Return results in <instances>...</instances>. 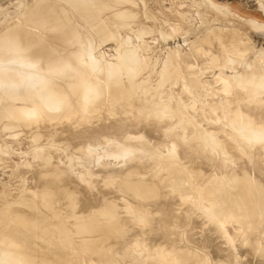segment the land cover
Segmentation results:
<instances>
[{"label":"rangeland","instance_id":"rangeland-1","mask_svg":"<svg viewBox=\"0 0 264 264\" xmlns=\"http://www.w3.org/2000/svg\"><path fill=\"white\" fill-rule=\"evenodd\" d=\"M206 1L209 3V0ZM206 1L0 0V113L2 115H0V210L2 209V212L4 210L7 212V214L6 212H4L5 214L1 212L2 214L0 213V216L2 215L4 217H2V221L5 223L6 229L9 231L21 229L19 225L22 227V224L14 221V218L18 214V216H20V213L25 214V212L21 210H25L24 204L26 206V203L29 204V206H26V213H29L31 210L30 213H36V217L41 219V221L42 219H44L43 221L45 222L46 219L47 222L48 219L50 221L53 220V223L46 222L47 225L49 224L48 226L46 225V227H44L45 225L43 226L45 223L43 221V224L39 223V225L37 223L38 225H35L33 231L29 233L28 244H34L38 240L46 244L45 241H48L50 243L47 242L48 244H46L48 249L50 245L55 242V250H53V244V247H50L52 249L49 250V248L45 256L47 257L49 253L53 257L52 253H56L57 250L56 254L59 252V248H57L58 243H56L59 238L61 244H64L62 245L63 249L61 248L64 251H60L64 258L61 260L60 257L62 262L57 260L55 261L56 264L57 262L58 264H77V262L78 264H95V260L91 259L90 255L89 258L86 256L88 252L85 250L84 246L87 242L91 243L90 241H93L92 244H94L95 240L99 238H97V236L100 235L99 233L103 232L106 227L115 224L114 222L120 217L128 218L130 223L127 227V231L124 234H120L118 237L116 236L113 241L111 239L110 242L112 244L104 247L103 253L118 252L121 243L125 242L126 238L130 235L133 242L128 245L126 253L122 252L118 254L119 256H112L104 263L100 264H109V262H113V264H124V262L126 264H180L179 260L173 261L174 258L186 261L184 263L182 262L183 264H187V262L192 263L195 262V260L201 261L199 264H259L257 263L259 260H264V252L259 250L257 244V241L264 233V165L261 168H255L259 160L264 164V25H261L264 24V0H215L219 3L216 4L217 9L215 8V4L213 6V3L210 2V4L207 5ZM224 3L229 6L227 11L223 9L222 5ZM43 5L55 6L56 17L46 20L45 22V20H43V14L40 11L39 16L42 18L39 21L40 17L38 14L36 15V9H39ZM34 6L37 8L34 9ZM219 7L221 10L225 11H221ZM209 9L211 10L209 11ZM125 12L128 15H126ZM37 13H39V11ZM123 15L129 16L128 21L127 17L125 18ZM119 16L123 17L121 18ZM67 19L69 20L67 21ZM124 19H126L125 21L128 23L124 22ZM35 21L37 22L35 23ZM47 23L49 26L46 27V25H48ZM58 25L60 28L56 29L55 27ZM64 25H67L65 29ZM48 27H52L54 31L48 32L47 30L50 29H47ZM62 28L67 31H64L67 35L69 32V37L67 36L69 41L70 38L73 37L71 42L74 39H77V42H79L78 35L81 36L80 42L78 43L81 45L79 46L81 47L80 49L77 48L78 44L76 47H73L74 45L72 44V46L70 43V45L68 44L69 48L63 44L69 42H67L66 34L59 31ZM71 28L77 32L76 38L75 33H73L71 37ZM51 30L52 29L49 31ZM57 30L62 33L63 36L65 35V38H62L64 41L65 39L67 41L62 43L59 41V39L62 40V38L57 36ZM55 31L57 32L56 38L54 37V39H52V37L55 36V34H53ZM7 37L9 39H7ZM57 37L59 38L57 39ZM213 37L215 38L212 41ZM217 41L222 43L225 42L223 43L224 46ZM55 43L57 44V50L53 46ZM217 43L220 45L222 44L221 48ZM244 43L247 44L245 45ZM62 45L66 47V50L69 49L67 52L66 50L64 51L65 54L61 49L63 47ZM58 47H60V49H58ZM83 49L87 50V52ZM58 51L62 53L59 55L62 59L59 57V61L57 62L56 58L58 57L55 56L54 58L53 54L58 56V53H60ZM74 51L79 53L78 58H76L77 55H75L76 52ZM19 52H21L20 55H18ZM25 52L27 54H24L23 57V53ZM80 53H82L81 56L83 55L85 57L86 55V57L80 59ZM83 53H85V55ZM2 55L3 58H1ZM65 55L72 57L70 58L71 64H63L61 62V60L63 61V57L64 59L68 58L67 62L69 61V57H65ZM9 56L11 58H9ZM18 56L21 59H19ZM13 58L15 59L13 60ZM52 58L56 60L52 62L55 65L50 63L53 60ZM77 59L81 61H75ZM26 60H28L29 63ZM32 61L33 63L34 61L35 63L38 62L39 64L34 63V65L37 66L38 64L39 68L32 65ZM99 62H101V68L98 66ZM257 64L259 66H257ZM46 65L48 67L50 65L49 70L53 72L47 71L48 68H46ZM51 65L54 67H51ZM91 65L93 68H91ZM58 67L64 69L66 67L68 71ZM5 73H11L12 75L16 74L13 77L11 76L12 79L16 78L18 75V78L15 80H19L20 82L18 81V83L12 80L11 77H8ZM23 73L24 76H28L29 78H23L21 76ZM30 73L32 75H30ZM19 76H21L22 80ZM90 76H94L92 77L94 79L92 80ZM48 77L52 78L51 80L49 78L51 83L47 79ZM58 77L59 79L57 80ZM7 78H10L14 82L11 83ZM66 78L71 81H66ZM85 78H88L87 83H84V81H86ZM78 79H81L87 87L92 85L96 88V101L94 99L89 106L86 104L84 105L86 99L84 98V94L82 97L81 93H83V91L77 89V87L79 88L77 85H83ZM4 81L6 82L5 84ZM67 82L71 83L67 84ZM45 83L48 86H43ZM65 84L68 89L67 91L66 88L63 87ZM72 85H74V87ZM51 86H53L54 90L57 89L56 87L58 86V88L60 87L64 92L58 91L60 88L56 90L59 93L58 96L62 97L61 103L60 105L58 104L57 107H51L47 104L46 97L49 96L48 91L49 88L52 89ZM71 86L73 87L72 90ZM195 89H200V91H196ZM244 89L246 90L244 91ZM74 90L76 93H73ZM24 93L27 94L24 96ZM246 93L248 94L246 95ZM39 94L40 96H42V94L45 95L43 96L44 99L40 96L38 97ZM62 94L65 95L62 96ZM65 98L70 99L68 100ZM22 100L24 102H22ZM39 103H41V107ZM66 103L70 106H66ZM81 103L83 104L82 106L80 105ZM137 105L138 109L134 112L132 108ZM31 106L38 110H33ZM3 107L6 110H4ZM13 107H15V111H13ZM19 107L20 109L23 107L25 111L23 109L20 110ZM81 107L83 110L85 109L86 112L89 111L88 115L85 111L82 112ZM16 109H19L21 112L24 111L25 115L23 116L20 113L17 114L18 110ZM43 110L44 115L42 114ZM49 110L55 112L52 113ZM226 110L228 112H225ZM2 111L4 113H2ZM59 111L61 112L60 114H58ZM37 112L40 117H38ZM29 113L31 114L29 115ZM66 113L68 116H65ZM120 113L123 117L128 113H133L136 116H144L152 132L146 134L144 131L138 133L127 131L123 134L122 138L115 135L102 134L90 142L87 141L81 149H79L80 147H70L58 137L57 131L61 133V131L67 127L66 125L75 126L80 123H88L100 116L106 117L108 120L112 121ZM5 114L7 116H5ZM11 114H13V116ZM74 115H76L75 118L71 117ZM15 116H20L21 119H24L22 116H26V118L30 116L29 118L32 119H29L30 121L28 120L30 126L28 121L27 123L24 122L27 120L26 118L24 121H21L18 117V121H20L18 122ZM31 116L36 118H32ZM226 116H228V118ZM67 118L68 120L66 121L65 119ZM189 118H191V121ZM76 119H79V121H75ZM41 120L42 122L40 123L39 121ZM43 121L46 122V125L42 124ZM54 121L57 126L54 125ZM62 121L64 122L63 124H61ZM39 123L42 126L39 125ZM51 124H53V126ZM241 125L244 127L242 128ZM36 126L42 128H36ZM246 126L248 127L245 128ZM257 130H261V133H256ZM54 131L56 133H54L55 135L52 134ZM50 132L51 138L49 135ZM212 136L215 138L211 139L213 138ZM49 139H51V144H49ZM218 139L220 141L219 143ZM40 140L41 142H39ZM205 140L208 141L206 142ZM42 141L45 142V144ZM29 143L31 145H28ZM43 146L49 148L44 147L45 151H42ZM239 146H242V148L251 153V163L249 165L245 164L247 158L242 153H234V149L236 150ZM69 147L71 149H69ZM53 148H55V150H52ZM47 149L48 153L49 149L51 153L48 154L46 151ZM61 149H64V151ZM168 152L170 155L167 154ZM40 153L43 156H41ZM166 154L168 159L166 158ZM47 155L52 156V159H49ZM58 156L61 158H59L60 161L57 158ZM197 156H205L206 160L210 161L211 166L209 170L206 171L204 169L202 164L196 159ZM66 157L67 159L64 161ZM43 158L46 159L42 161ZM53 160L57 161L56 164L58 163L59 165L65 162L60 166L58 165L60 168L62 166V170L65 166V171L60 172L59 169H57V165L53 164L55 163L52 162ZM73 160L74 162H72ZM47 161H49V163L45 165L44 162L46 163ZM43 164L47 166V168L45 166L44 168ZM49 164H52V166ZM53 167L54 171L51 172L52 174L55 172L58 175L62 173L63 176V178H61V175L58 176L57 179L60 186L57 187L54 186L55 184L51 179L46 177L43 178L40 175V173L44 175L43 172L50 173V169ZM55 169H57L59 173ZM194 170L196 171L195 173ZM100 174L102 176H100ZM29 175L32 180H29L30 177L25 178V176ZM198 176L202 177V179H199ZM195 178H197V180ZM38 179L43 181L41 189L38 190L40 192H36L37 187H39ZM59 179H61L62 182ZM145 180L151 183H145ZM28 181H30V183ZM67 181H71V183H67ZM107 181H109L108 184ZM234 181L236 183H234ZM95 183L104 184V190L107 191H105L107 196H105L103 200L104 204L107 206L104 208L110 210L111 216L109 215L104 223H102L104 219L100 221V225L97 223L93 233L90 234L91 236H82L77 234L78 229L76 231V227L72 224L74 221L76 222L82 218H80L82 215L79 214H83V220H81L84 222L93 218H102L104 214H102L100 210L95 213L93 212L94 214L88 213L89 215L83 213L85 199L78 197L76 194H68L72 192V189L68 186L73 184L75 188L82 186L93 188ZM30 184H35L37 186ZM149 184L150 188L148 187ZM231 185L233 187H231ZM32 186H34V189ZM153 186L155 188H153ZM204 187L206 189H204ZM151 188V192L155 189V194L152 192V194L149 195L145 190L148 191ZM176 189L178 191H176ZM27 190L31 191L29 192ZM198 190L201 191L200 194L203 192L204 194L200 195ZM39 193L41 194L40 196ZM233 193L239 196L236 197L239 198V201L241 200V204H237L238 206L240 204L241 208L237 206L236 202L232 203ZM213 194L217 195L214 197ZM219 194L221 196H219ZM43 195H46L48 199L46 198V200ZM144 195L147 197H144ZM152 195L156 196L153 197ZM22 196L26 200V203L24 201L22 202ZM35 196H37V198L42 196L45 202L43 199H41L40 202ZM148 197L149 199H146ZM219 197H221V199H219ZM225 197L231 202L229 200L226 201ZM236 197H233L234 201L237 200ZM246 198L248 200H246ZM49 199H53L55 203L52 204V201L48 203ZM27 200L31 203L27 202ZM243 200H245L244 204L242 203ZM215 201L217 202L215 203ZM43 202L44 204H41ZM223 204L225 209L223 208ZM233 204L238 208L233 207ZM41 206L43 210H41ZM58 206L60 207L58 208ZM221 206L222 210H226V208H228L226 206H229L228 209L231 211L226 210L228 214L225 213L226 211L224 210V212H222ZM243 207L245 210L242 209ZM235 209L236 211L238 209V211L242 213L237 211V215V213H235L236 211L232 212ZM219 211L222 214L221 217L219 216ZM211 212H214L212 213L213 215ZM216 212H218V214ZM229 212L232 214L235 213L236 215H232ZM41 215H43V217H41ZM226 215L228 217H226ZM234 216L236 217L235 220H233L235 218ZM78 217L80 219H78ZM74 218L77 220H73ZM85 218H87V220ZM225 218H227V220L229 219L230 222L229 220L228 222L224 220ZM212 220L217 221L213 222ZM222 220L229 224L227 225L225 223L226 225H222V222L224 223ZM2 221L0 220V229H2L1 227L4 225ZM38 222H40V220H38ZM40 226H43L42 229ZM49 226L53 227L50 228ZM11 227L14 228V230ZM50 229L55 231L53 232V230H51L53 232L51 233ZM3 233H5L6 236L5 234L3 235ZM45 233L49 235L47 234V236ZM71 233H74L72 235H75L76 238L73 237ZM31 234L33 236H31ZM53 234L57 236V241H53ZM103 234L104 233H101V238L104 237L102 236ZM2 235L0 236V259L3 258L1 261L3 262L4 259H12V264H29L28 261L31 259L29 256L35 253L33 251L29 252L28 249L26 251V248L15 245L11 239L13 238L12 234L9 235V233L2 232ZM42 235L48 239H42ZM51 235L52 237H49ZM15 236L18 237L17 235ZM80 238L86 241V244L83 243V240ZM85 238H88L89 241ZM235 238L237 240H235ZM16 239L18 238L14 240ZM81 243L83 245H81ZM65 244L67 248H64V246H66ZM211 244H215L218 247V251L216 253L210 251L211 255L209 257ZM58 247H61V245H58ZM153 248H160V251L153 252ZM65 249L68 252L65 251ZM68 249L70 251L72 249L75 250H72L70 253ZM78 250L81 252L79 253L81 255L84 254L83 252H85V254L87 253L85 255L87 258L84 259L81 255L77 257ZM50 251L52 252L50 253ZM73 252L75 254H72ZM140 252L142 254H140ZM24 253L27 254V256ZM65 253L68 254L66 255ZM69 253L72 254V256ZM49 254L48 258H46L48 261L45 259L47 261L46 264H49L52 260ZM56 254L54 257L58 256ZM65 255L68 256V259ZM115 260H117L118 263H116ZM9 262L6 263L9 264Z\"/></svg>","mask_w":264,"mask_h":264},{"label":"bare ground","instance_id":"bare-ground-1","mask_svg":"<svg viewBox=\"0 0 264 264\" xmlns=\"http://www.w3.org/2000/svg\"><path fill=\"white\" fill-rule=\"evenodd\" d=\"M204 1V0H203ZM206 1V0H205ZM207 2V1H206ZM205 2V3H206ZM210 2H212L213 4V6H214V4H215V8H216V4H219L218 2H216L215 0H209V3L207 2V5H209L210 4ZM66 3V2H65ZM68 4V3H67ZM91 4V3H90ZM76 5H77V3H76ZM222 5V4H221ZM37 6V5H36ZM102 6H103V4H102ZM211 6V5H210ZM223 6V9H226V11H227V8L229 7L227 4H223L222 5ZM221 6V7H222ZM106 7V6H105ZM37 7H35L34 6V9H36ZM220 8V7H219ZM98 9V8H97ZM217 9V8H216ZM37 10V12L39 11V13H37L36 12V15L38 14V16H39V14H40V11L42 12V14H43V20H45V22H46V20H49V19H53V18H55L56 17V7L55 6H51V5H48V6H45V5H43V6H41L39 9L37 8L36 9ZM211 9H209V11H210ZM220 10H221V8H220ZM101 11V10H100ZM221 11H225V10H221ZM229 11V10H228ZM125 14L126 15H128L126 12H125ZM224 14H226V13H224ZM122 15V14H121ZM125 18L127 17V21H128V19H129V16H125V15H123ZM122 16V17H123ZM36 17V16H35ZM40 17V16H39ZM119 17H121V16H119ZM121 17V18H122ZM42 17H40L39 18V21H40V19H41ZM120 18V19H121ZM35 20V19H34ZM37 20V19H36ZM69 19H67V21H68ZM122 20V19H121ZM126 19H124V22H127V21H125ZM42 21V20H41ZM123 21V20H122ZM248 21V20H247ZM249 21H251V20H249ZM37 21H35V23H36ZM44 22V23H45ZM252 22V21H251ZM255 22V21H254ZM253 22V23H254ZM128 23V22H127ZM42 24V23H41ZM46 24V23H45ZM48 24V23H47ZM249 24V23H248ZM258 25H260L259 23H257ZM255 25V24H254ZM262 26L264 25V24H261ZM38 26H39V24H38ZM47 26H49V24L48 25H46V27ZM67 25H64V29H65V27H66ZM40 27V26H39ZM45 27V26H44ZM63 27V26H62ZM42 28V27H41ZM52 29L51 31H49L50 29ZM56 29L57 28H60V26L58 25L57 27H55ZM47 29H49V30H47L48 32H52V31H54L53 30V28L52 27H48ZM63 29V28H62ZM59 30L60 32L62 31V33H64V29L63 30ZM68 29V28H67ZM72 29V28H71ZM8 30V29H7ZM69 30V29H68ZM263 30V29H262ZM16 31H18V30H16ZM46 31V32H47ZM58 30H57V32H58V35H57V32L55 31V33H53V34H55V36H53L52 37V39H54V37L56 38V35L57 36H60L61 38L62 37H64L63 35H62V33H60ZM10 32V31H9ZM26 32V31H25ZM34 32V31H33ZM44 32V31H43ZM65 32H67V31H65ZM70 32H72L70 35H71V37H72V35H73V33H75L74 35H75V38L77 37V32L75 31V30H71ZM11 33V32H10ZM16 33V32H15ZM18 34V33H17ZM20 34H21V32H20ZM62 36H61V35ZM64 34H66V38H67V40H68V35H69V32H68V35H67V33H64ZM224 34V33H223ZM13 35V34H12ZM220 35V34H219ZM68 36V37H67ZM234 36V35H233ZM9 37V36H8ZM7 37V39H9ZM13 37V36H12ZM28 37V36H27ZM217 37V36H216ZM11 38V37H10ZM59 37H57V39H58ZM65 38V37H64ZM78 38H79V42H80V39H81V36L80 35H78ZM214 38L215 37H213L212 38V41L214 40ZM218 38V37H217ZM73 39V37L72 38H70V41L68 40H66L65 39V41H67V42H69V43H67L66 44V42L63 40V38H62V40H60L59 39V41H61V43L62 42H65V43H63L65 46H68V44L70 45V43H71V45L73 46V47H76V45L79 43V42H77V39H74L72 42H71V40ZM225 39V38H224ZM232 39V38H231ZM242 39V38H241ZM56 40V39H55ZM76 40V41H75ZM75 41V42H74ZM223 41V40H222ZM238 41V40H237ZM74 42V43H73ZM77 42V43H76ZM218 42V41H217ZM227 42V41H226ZM240 42V41H239ZM60 43V42H59ZM218 43H222V42H218ZM217 43V45H219V47L221 48V45L223 44V43H225V42H223L221 45L220 44H218ZM241 43V42H240ZM3 44V43H2ZM245 44V43H244ZM247 44V43H246ZM245 44V45H246ZM54 46V48L57 50V44L55 43V45H53ZM63 46V45H62ZM65 46H63L64 47V49H63V47L61 48L62 50H63V52L66 50V47ZM79 46H81V45H79L78 44V49H80L81 47H79ZM223 46H224V44H223ZM222 46V47H223ZM84 47V46H83ZM87 47V46H86ZM67 48H69V46L67 47ZM122 48H124V47H122ZM223 48H225V47H223ZM247 48H248V46H247ZM55 49H53V50H55ZM58 49H60V47H58ZM71 49V48H70ZM243 49V48H242ZM9 50V49H8ZM55 50V51H56ZM69 50V49H68ZM68 50H66V52L68 51ZM83 50H85V49H83ZM16 51V50H15ZM18 51H20V50H18ZM21 51H26V50H21ZM54 51V52H55ZM86 52H87V50H85ZM85 51H83V52H85ZM58 52H60V51H58ZM57 52V53H58ZM71 52V51H70ZM69 52V54L71 55V53ZM74 52H76L75 53V55H77V57L76 58H78V52L77 51H74ZM85 52V53H86ZM89 52V51H88ZM20 53L21 52H19V54L18 55H20ZM85 53H83L84 55H85ZM90 53V52H89ZM223 53V52H222ZM14 54V53H13ZM24 54H27L26 52L25 53H23V57H24ZM62 53L60 52V53H58V56L57 55H55V54H53L54 55V58H55V56L56 57H58V58H56L57 59V62L59 61V55H61ZM64 54H65V52H64ZM63 54V55H64ZM81 54L82 53H80V59L81 58H85L86 57V55H85V57L82 55L81 56ZM87 54V53H86ZM233 54V53H232ZM261 54V53H260ZM15 55V54H14ZM13 55V56H14ZM52 55V54H51ZM50 55V56H51ZM52 55V56H53ZM5 56V55H4ZM26 56H28V55H26ZM25 56V57H26ZM49 56V57H50ZM72 56V55H71ZM247 56H248V54H247ZM261 56V55H260ZM259 56V57H260ZM19 57V56H18ZM22 57V56H21ZM65 57H69V55L67 56V55H65ZM73 57V56H72ZM72 57H69V61L67 62V60H68V58H65L64 59V57H63V61L61 60V62L63 63V64H68V63H70L71 64V60H70V58H72ZM1 58H3V55H2V57ZM9 58H11L10 56H9ZM16 58V57H15ZM15 58H13V60L15 59ZM26 58H28V57H26ZM61 58V57H60ZM19 59H21L20 57H19ZM51 59V58H50ZM53 59V58H52ZM62 59V58H61ZM80 59H77V60H75V61H81ZM89 59V58H88ZM4 60H6V59H4ZM10 60V59H9ZM23 60V59H22ZM21 60V61H22ZM31 60H33V59H31ZM66 60V61H65ZM226 60V59H225ZM1 61V60H0ZM18 61V60H17ZM27 62H28V60H26ZM54 61H56V60H52L51 62H50V60H49V62L50 63H52V62H54ZM67 62V63H65V62ZM73 61H74V59H73ZM83 61V60H82ZM85 61V60H84ZM6 62V61H5ZM25 62V61H24ZM48 62V61H47ZM3 63V62H2ZM29 63V62H28ZM32 63H33V61H32ZM34 63H35V61H34ZM34 63L32 64V65H34ZM36 63H38V62H36ZM35 63V64H36ZM50 63H48V64H50ZM61 63V64H62ZM84 63V62H83ZM101 62H99L98 63V66L101 68V64H100ZM25 64H26V62H25ZM30 64H31V62H30ZM29 64V65H30ZM39 64V63H38ZM38 64H37V66L36 65H34L35 67H38L39 68V66H38ZM46 64V63H45ZM53 65H55L54 63H52ZM56 64H58V63H56ZM85 64V63H84ZM100 64V65H99ZM228 64V63H227ZM262 65V64H261ZM15 66H17V65H15ZM31 66V65H30ZM47 66V65H46ZM56 66H59V65H56ZM55 66V67H56ZM61 66V65H60ZM67 66V65H66ZM70 66V65H69ZM255 66H256V64H255ZM257 66H259L258 64H257ZM18 67V66H17ZM32 67V66H31ZM51 67H54V66H52L51 65ZM61 67H64V66H61ZM61 67H58V68H61ZM71 67V66H70ZM261 67V66H260ZM46 68H48L47 69V71L49 70V68H50V65H49V67L47 66ZM45 68V69H46ZM57 68V67H56ZM55 68V69H56ZM91 68H93L92 67V65H91ZM97 68V67H96ZM61 69H64V68H61ZM65 69H66V67H65ZM64 69V70H65ZM69 69V68H68ZM99 69V68H98ZM3 70V69H2ZM25 70V69H24ZM53 70H54V68H53ZM101 70V69H100ZM236 70V69H235ZM262 70V69H261ZM1 71V70H0ZM39 71H41V70H39ZM49 71H52V70H49ZM58 71V70H57ZM61 71V70H60ZM66 71H68L67 69H66ZM80 71V70H79ZM96 71V70H95ZM254 71V70H253ZM4 72V71H3ZM5 72H6V70H5ZM8 72V71H7ZM14 72V71H13ZM13 72H11V73H13ZM16 72V71H15ZM53 72V71H52ZM55 72V71H54ZM83 72V71H82ZM256 72V71H255ZM11 73H5L6 75H8V77L10 76H15V75H12ZM17 73V72H16ZM86 73V72H85ZM136 73V72H135ZM26 74H28V73H26ZM41 75H43L42 73H40ZM39 74V75H40ZM48 74H49V72H48ZM51 74V73H50ZM55 74H57V73H55ZM58 74H59V72H58ZM57 74V75H58ZM69 74V73H68ZM93 74H94V72H93ZM260 74V73H259ZM3 75V74H2ZM20 75V74H19ZM30 75H32L31 73H30ZM34 75V74H33ZM35 75H38V74H35ZM46 75V74H45ZM56 75V76H57ZM87 75V74H86ZM21 76L23 77V78H25L26 76H24V73H23V75L21 74ZM21 76H19V78H21ZM55 76V77H56ZM186 76V75H185ZM4 77V76H3ZM6 77V76H5ZM12 77H11V79H12ZM28 77V76H27ZM26 77V78H27ZM34 77V76H33ZM41 77H43V76H41ZM46 77V76H45ZM44 77V78H45ZM59 77H61V76H59ZM59 77L57 78V80L59 79ZM91 77V76H90ZM92 77H94V76H92ZM91 77V79L93 80L94 78H92ZM16 78H18V75L16 76ZM16 78H14V79H12V80H15ZM29 78V77H28ZM27 78V79H28ZM49 78L50 77H48L47 79L49 80ZM62 78V77H61ZM68 78V77H67ZM66 78V81L68 80H70V79H67ZM88 78H89V75H88ZM87 78V79H88ZM248 78V77H247ZM5 79V78H4ZM8 79V81H10L11 83L12 82H14V81H12L10 78H7ZM10 79V80H9ZM31 79H32V77H31ZM30 79V80H31ZM46 79V80H47ZM52 78H50V80H51ZM54 79V78H53ZM75 79V78H74ZM86 79V78H85ZM87 79H86V81H84V83H87L88 81H87ZM21 80H22V78H21ZM33 80V79H32ZM49 80V81H50ZM64 80V79H63ZM63 80H62V82H63ZM84 80V79H83ZM109 80V79H108ZM15 81H17V80H15ZM19 81V80H18ZM17 81V82H18ZM28 81V80H27ZM55 81V80H54ZM65 81V80H64ZM71 81V80H70ZM78 81L80 82L81 81V79L79 80L78 79ZM126 81V80H125ZM257 81V80H256ZM1 82H3V81H1ZM20 82V81H19ZM18 82V83H19ZM23 82V81H22ZM25 82V81H24ZM29 82V81H28ZM31 82V81H30ZM55 82H57V81H55ZM89 82H90V80H89ZM91 82H94V81H91ZM6 82L4 81V84H5ZM9 83V82H8ZM33 83V82H32ZM32 83H31V85H32ZM47 83V82H46ZM46 83L45 84H43V86L45 85V86H48V85H46ZM50 83H51V81H50ZM60 83V82H59ZM69 83H71V82H69ZM68 82H67V84H69ZM73 83H75V82H73ZM82 81H81V84H83V85H77V86H79V88L77 87V89H79V90H82L83 91V93H81L82 94V97H83V94H84V98L86 99L85 100V103H84V105L86 104V105H91L92 104V102L94 101V99H95V101H96V98H97V95H96V88L94 87V86H92V85H89L88 87H87V85L86 84H84ZM2 84V83H1ZM24 84H26V83H24ZM29 84V83H28ZM52 84H53V82H52ZM76 84V83H75ZM79 84V83H78ZM96 84V83H95ZM235 84H236V82H235ZM8 85H10V84H8ZM13 85H16V84H13ZM62 85H63V83H62ZM99 85V84H98ZM171 85V84H170ZM17 86V85H16ZM15 86V87H16ZM23 86V85H22ZM39 86V85H38ZM38 86H37V88H38ZM69 86V85H68ZM73 87H74V85H72ZM71 86V90L73 89V87ZM83 86V87H82ZM10 87H12V86H10ZM14 87V88H15ZM56 87V86H55ZM63 87H65L66 88V84H65V86H63ZM75 87H76V85H75ZM82 89H81V88ZM193 87V86H192ZM1 88V87H0ZM13 88V87H12ZM25 88V87H24ZM23 88V89H24ZM29 88V87H28ZM51 88L53 89V86H51ZM57 89H50L49 88V91H48V94H49V96H47L46 98H47V104H49L51 107H57L58 106V104L60 105V103H61V98L62 97H59L58 96V92L56 91V90H58L59 88H58V86L56 87ZM69 88H70V86H69ZM99 88V87H98ZM254 88V87H253ZM40 89V88H39ZM75 89V88H74ZM143 89V88H142ZM30 90V89H29ZM45 90V89H44ZM48 90V89H47ZM64 90V89H63ZM68 89L66 88V91H67ZM78 90V91H79ZM97 90H100V89H97ZM196 90V89H195ZM197 90H199L200 91V89H197ZM196 90V91H197ZM246 89H244V91H245ZM14 91V90H13ZM27 91V90H26ZM35 91V90H34ZM40 91V90H39ZM39 91H37V92H39ZM58 91H62L61 90V88H60V90H58ZM65 91V90H64ZM77 91V90H76ZM29 92V91H28ZM43 92V91H42ZM41 92V93H42ZM63 92V91H62ZM61 92V93H62ZM69 92V91H68ZM247 92V91H246ZM3 93V92H2ZM10 93V92H9ZM17 93V92H16ZM32 93V92H31ZM40 93V92H39ZM46 93V92H45ZM64 93V92H63ZM66 93V92H65ZM70 93V92H69ZM73 93H76L75 92V90H74V92ZM78 93V92H77ZM261 93V92H260ZM25 94H27V93H24V96H25ZM33 94V93H32ZM66 94H68V93H66ZM100 94V93H99ZM244 94H245V92H244ZM248 93H246V95H247ZM2 95V94H1ZM9 95V94H8ZM13 95V94H12ZM11 95V96H12ZM30 95V94H29ZM34 95V94H33ZM33 95H31V96H33ZM63 95H65V94H62V96ZM70 95V94H69ZM246 95H244V96H246ZM250 95V94H249ZM6 96V95H5ZM14 96V95H13ZM20 96V95H19ZM30 96V97H31ZM40 96V94L38 95V97ZM43 96H45V95H43L42 94V96H40L41 98H43ZM8 97V96H7ZM6 97V98H7ZM18 97V96H17ZM27 97V96H26ZM29 97V98H30ZM34 97V96H33ZM33 97H32V99H33ZM67 97H68V95H67ZM81 97V98H82ZM99 97V96H98ZM13 98V97H12ZM21 98H23V97H21ZM20 98V99H21ZM249 98V97H248ZM263 98H264V96H263ZM3 99H4V94H3ZM31 99V100H32ZM44 99V98H43ZM42 99V100H43ZM65 99H68V98H65ZM70 99V98H69ZM68 99V100H69ZM72 99H73V96H72ZM71 99V100H72ZM101 99V98H100ZM99 99V100H100ZM262 99V98H261ZM7 100V99H6ZM41 100V101H42ZM75 100V99H74ZM193 100V99H192ZM231 100V99H230ZM12 101V100H11ZM13 101H15V100H13ZM20 101V100H19ZM67 101V100H66ZM181 101V100H180ZM260 101H262V100H260ZM1 102H3V101H1ZM5 102V101H4ZM8 102V101H7ZM22 102H24L23 100H22ZM26 102H27V100H26ZM31 102V101H30ZM43 102V101H42ZM76 102V101H75ZM230 102V101H229ZM33 103V102H32ZM36 103V102H35ZM69 103V102H68ZM96 103V102H95ZM226 103V102H225ZM228 103V102H227ZM11 104V103H10ZM9 104V105H10ZM38 104V103H37ZM40 104V107H41V103H39ZM44 104V103H43ZM42 104V105H43ZM70 104V103H69ZM68 104V105H69ZM98 104V103H97ZM228 104H230V103H228ZM67 105V103H66V106H68ZM81 106L83 105L82 103L80 104ZM11 106V105H10ZM24 106H26V105H24ZM70 106V105H69ZM75 106H76V104H75ZM166 106V105H165ZM6 107V106H5ZM8 107V106H7ZM12 107V106H11ZM27 107V106H26ZM25 107V108H26ZM32 107V106H31ZM61 107V106H60ZM84 107V106H83ZM163 107V106H162ZM220 107V106H219ZM4 108V107H3ZM14 108L15 107H13V111H15L14 110ZM18 108V107H17ZM33 108V107H32ZM165 108V107H164ZM169 108V107H168ZM228 108V107H227ZM226 108V109H227ZM19 109H20V107H19ZM19 109H16V110H18L17 111V114H21V115H25V109L23 108V107H21V109H23L24 111L23 112H21ZM36 109V108H35ZM34 108H33V110H35ZM47 109V108H46ZM81 109H82V107H81ZM133 110H134V112L138 109V105L137 106H134L133 108H132ZM3 110V109H2ZM4 110H6L5 108H4ZM9 110V109H8ZM11 110H12V108H11ZM32 110V111H33ZM38 109H36V111H37ZM48 110V109H47ZM56 110H57V108H56ZM75 110V109H74ZM157 110H159V109H157ZM165 110V109H164ZM219 110H220V108H219ZM31 111V110H30ZM40 111V110H39ZM49 111H51V110H49ZM48 111V112H49ZM65 111V110H64ZM83 111H85V109L83 110L82 109V112ZM1 112V111H0ZM52 112V111H51ZM55 112V111H54ZM54 112H52V113H54ZM65 112H67V111H65ZM74 112V111H73ZM81 112V113H82ZM89 112V111H88ZM88 112H86L85 111V113L88 115ZM156 112H158V111H156ZM225 112H228L227 110L225 111ZM234 112H236V111H234ZM241 112V111H240ZM239 112V113H240ZM2 113H4L3 111H2ZM12 113H16V112H12ZM22 113H24V114H22ZM39 113H41V112H39ZM61 112L59 111V113L58 114H60ZM63 113V112H62ZM68 113V112H67ZM67 113H66V115L65 116H68L67 115ZM79 113H80V111H79ZM243 113V112H242ZM9 114V113H8ZM31 113H29V115H30ZM42 114L44 115V110H43V112H42ZM73 114H75V113H73ZM84 114V113H83ZM0 115H1V113H0ZM12 116H13V114H11ZM10 115V117L12 118V116ZM16 115V114H15ZM20 115V116H21ZM37 115H38V112H37ZM36 115V116H37ZM72 115V114H71ZM227 115V114H226ZM248 115V114H247ZM2 116V115H1ZM4 116V115H3ZM5 116H7L6 114H5ZM5 116H4V118H5ZM9 116V115H8ZM20 116H15L16 117V119H17V121H18V117L20 118L19 120H21V121H24L25 120V118H26V116L25 117H23L22 116V118H24V119H21V117ZM62 116V115H61ZM86 116V115H85ZM90 116V115H89ZM222 116V115H221ZM243 116L245 117V115H244V113H243ZM9 117V118H10ZM30 117V116H29ZM29 117H27L26 119V121H24V122H26L27 123V121L30 119ZM32 117V116H31ZM38 117H40L39 115H38ZM71 117H76V115H74V116H71ZM70 117V118H71ZM227 118H228V116H226ZM239 117H240V115H239ZM242 117V116H241ZM246 117H248V116H246ZM263 117H264V114H263ZM3 118V119H4ZM9 118H7V119H9ZM32 118H36V117H32ZM69 118V119H70ZM78 118V117H77ZM80 118V117H79ZM87 118V117H86ZM89 118V117H88ZM1 119V118H0ZM15 119V120H16ZM39 119V118H38ZM55 119V118H54ZM191 118H189V120H190ZM232 119V118H231ZM249 119V118H248ZM14 120V121H15ZM30 120H32V119H30ZM29 120V121H30ZM66 121L68 120V118L67 119H65ZM73 120V119H72ZM84 120H85V117H84ZM181 120V119H180ZM242 120V119H241ZM249 120H251V119H249ZM17 121H15V122H17ZM29 121H28V124H29ZM52 121V120H51ZM63 121H64V119H63ZM62 121V123L61 124H63L64 122ZM74 121V120H73ZM75 121H79V119H76ZM188 121V120H187ZM191 121V120H190ZM18 122H20V121H18ZM32 122H34V121H32ZM40 123L42 122V120L41 121H39ZM58 122V121H57ZM230 122V121H229ZM251 122V121H250ZM253 122V121H252ZM9 123V122H8ZM22 123V122H21ZM39 123V125H41ZM46 122H44L43 121V125L45 124ZM49 123H51V122H49ZM53 123H55L54 125H56V122L54 121ZM73 123V122H72ZM75 123H77V122H75ZM80 123V122H79ZM6 124V123H5ZM28 124H27V126H28ZM33 124V123H32ZM38 124V123H37ZM47 124H48V122H47ZM58 124V123H57ZM71 124V123H70ZM81 124H83V125H81ZM46 125V124H45ZM52 126H53V124H51ZM230 125V124H229ZM236 125V124H235ZM2 126V125H1ZM29 126H30V124H29ZM42 126V125H41ZM57 126V125H56ZM67 127L65 128V129H63V131H61V133H59L58 131H57V133H58V137H60L61 139H62V141H64V143H66V144H68L70 147H72V148H75V147H80L79 149H81V147H83L84 145H85V143H87V141L88 142H90L91 140H93V139H96V138H98L99 136H101L102 134H109V135H115V136H119L120 138H122V136H123V134L125 133V132H127V131H131V132H134V133H138V132H140V131H144V133H148V132H152V130L150 129V126H149V124H147V122H146V120H145V118H144V116H136V115H134L133 113H128L127 115L125 114V117H123V115L120 113L114 120H112V121H110V120H108L106 117H96V118H94V120H91L90 122H88V123H80L79 125H75V126H69V125H66ZM175 126H177V125H175ZM242 126V128L244 127L243 125H241ZM261 126V125H260ZM7 127V126H6ZM18 127V126H17ZM21 127V126H20ZM40 128V126H36V128ZM248 126H246L245 128H247ZM250 127V126H249ZM264 127V126H263ZM34 128H35V126H34ZM42 128V127H41ZM40 128V129H41ZM64 128V127H63ZM241 128V129H242ZM4 129V128H3ZM13 129V128H12ZM227 129H229V128H227ZM249 129H251V128H249ZM5 130V129H4ZM9 130V129H8ZM151 130V131H150ZM234 130V129H233ZM261 130H257V132L256 133H261L260 132ZM263 131V130H262ZM8 133V132H7ZM20 133V132H19ZM55 133V131L52 133V134H54ZM24 134V133H23ZM56 134V133H55ZM54 134V135H55ZM205 134V133H204ZM17 135V134H16ZM50 138L52 137L51 136V132H50ZM262 135V134H261ZM19 136V135H18ZM24 136V135H23ZM34 136H36V135H34ZM38 136V135H37ZM202 136V135H201ZM211 136V135H210ZM9 137V136H8ZM7 137V138H8ZM39 137V136H38ZM213 138H211V139H214L215 137L214 136H212ZM1 138V137H0ZM201 138V137H200ZM203 138V137H202ZM53 139V138H52ZM205 139H207V138H205ZM210 139V138H209ZM44 140V139H43ZM46 140V139H45ZM50 140L51 139H49V142H50ZM185 140V139H184ZM206 141V140H205ZM208 141V140H207ZM206 141V142H207ZM217 141V140H216ZM33 142V141H32ZM31 142V143H32ZM39 142H41V140L39 141ZM43 142V141H42ZM220 141H219V139H218V143H219ZM248 142V141H247ZM44 144H45V142H43ZM42 143V144H43ZM47 143V142H46ZM33 144V143H32ZM49 144H51V142L49 143ZM251 144V143H250ZM256 144V143H255ZM8 145V144H7ZM28 145H31L30 143L28 144ZM35 145V144H34ZM108 145V144H107ZM119 145H120V143H119ZM219 145V144H218ZM247 145V144H246ZM217 146V145H216ZM1 147H2V145H1ZM47 147V146H43V149H42V151L45 149V148ZM59 147V146H58ZM61 147V146H60ZM68 147V146H67ZM69 147V149H71ZM99 147V146H98ZM105 147V146H104ZM244 147V146H243ZM5 148V147H4ZM21 148V147H20ZM34 148V147H33ZM33 148H31V149H33ZM47 148H49V147H47ZM62 148H64V147H62ZM65 148H66V145H65ZM1 149V148H0ZM3 149V148H2ZM36 149V148H35ZM34 149V150H35ZM78 149V150H79ZM264 149V148H263ZM37 150V149H36ZM52 150H55V148H53ZM61 150H63L64 151V149H61ZM61 150H59V151H61ZM66 150V149H65ZM45 151V150H44ZM47 151V153H48V149L46 150ZM68 151V150H67ZM125 151V150H124ZM123 151V152H124ZM8 152V151H7ZM28 152V151H27ZM32 152V151H31ZM57 152V151H56ZM55 152V153H56ZM170 152V151H169ZM167 153L168 155H170V153ZM171 152H173V151H171ZM44 153V152H43ZM46 153V152H45ZM49 153H51L50 152V149H49ZM48 153V154H49ZM52 153H53V151H52ZM126 153V152H125ZM234 153L235 154H237V153H242L247 159H246V165H249L250 163H251V159H250V157H251V153L250 152H248L246 149H244V148H242V146H239V148H236V150L234 149ZM8 154V153H7ZM41 154V153H40ZM64 154V153H63ZM117 154V153H116ZM167 154H166V158H167ZM50 155H52V154H50ZM48 156L49 157V159L53 156ZM120 155V154H119ZM119 155H117V156H119ZM124 155H126V154H124ZM163 155V154H162ZM161 155V156H162ZM183 155V154H182ZM253 155V154H252ZM41 156H43L42 154H41ZM116 156V157H117ZM77 157V156H76ZM120 157H121V155H120ZM58 158V160H59V156L57 157ZM101 158V157H100ZM46 159V158H45ZM44 158L42 159V161H44L45 160ZM48 159V160H49ZM52 159V158H51ZM53 159H55V158H53ZM61 159V158H60ZM67 159V157L64 159V161ZM99 159V158H98ZM168 159V158H167ZM170 159V158H169ZM172 159V158H171ZM196 159L199 161V163H201L202 164V166L204 167V169L207 171V170H209L210 169V166H211V163H210V161H208V160H206V158H205V156H197L196 157ZM253 159V158H252ZM1 160V159H0ZM3 160V159H2ZM41 160V159H40ZM56 160V159H55ZM78 160V159H77ZM84 160V159H83ZM92 160V159H91ZM256 160V159H255ZM60 161V160H59ZM81 161V160H80ZM51 162V161H50ZM52 162H55V163H53L54 165H57V167H58V163L56 164V162L57 161H52ZM72 162H74V160L72 161ZM83 162V161H82ZM183 162V161H182ZM181 162V163H182ZM5 163V162H4ZM9 163V162H8ZM11 163V162H10ZM9 163V164H10ZM48 163H49V161H47L46 163L44 162V164L46 165H48ZM62 163H65V162H62ZM62 163H60V165L62 164ZM12 164V163H11ZM41 164V163H40ZM43 164V167L45 166ZM173 164V163H172ZM15 165V164H14ZM49 165H51L52 166V164H49ZM53 165V166H54ZM59 165V166H60ZM64 165V164H63ZM69 165V164H68ZM72 165H73V163H72ZM263 163L259 160L258 162H257V165H256V169L257 168H261V167H263ZM50 166V167H51ZM71 166V165H70ZM83 166V165H82ZM187 166V165H186ZM7 167V166H6ZM46 168H47V166H45ZM44 167V168H45ZM56 167V166H55ZM183 167V166H182ZM61 168H62V166H61ZM60 167H58L57 169H59V171L61 172V171H65L64 170V168H65V166L63 167V170L61 169ZM75 168V167H74ZM179 168V167H178ZM186 168V167H185ZM188 168V167H187ZM57 169H55L56 171H57ZM72 169V168H71ZM51 171H50V173L49 172H43V174L44 175H42L41 173H40V175H41V177H46V178H49V179H51V181H53V183L55 184L54 186L55 187H57V186H60L59 184V182H58V176L59 175H61L62 176V173H59V171H57L58 173H59V175L55 172V173H51L52 171H54V167L52 168V169H50ZM183 170V169H182ZM188 170V169H187ZM182 172V171H181ZM183 172H184V170H183ZM186 173H188L187 171H185ZM196 171L194 170V173H195ZM82 173V172H81ZM193 173V172H192ZM202 173V172H201ZM46 174V175H45ZM91 174V173H90ZM178 175H180V174H178ZM182 175V174H181ZM189 175V174H188ZM198 175H200V174H198ZM65 176V175H64ZM84 176V175H83ZM88 176H90V175H88ZM99 176V175H98ZM100 176H102L101 174H100ZM99 176V177H100ZM202 176V175H201ZM26 177H30V175L29 176H25V178ZM81 177V176H80ZM177 177V176H176ZM203 177V176H202ZM202 177H199L198 176V178L199 179H202ZM61 178H63V176L61 177ZM116 178V177H115ZM172 178V177H171ZM182 178H183V176H182ZM28 179V178H27ZM32 180V178L30 177L29 178V180ZM88 179V178H87ZM86 179V180H87ZM196 180H197V178H195ZM34 180V179H33ZM39 180V182H38V186L39 187H37V191L36 192H40V191H38V190H40L41 189V186H42V184H43V181L41 180V179H38ZM59 180H61V179H59ZM109 180H111V179H109ZM232 180H234V179H232ZM236 180V179H235ZM37 181V180H36ZM36 181H33V182H36ZM88 181H89V179H88ZM173 181H175V180H173ZM222 181V180H221ZM16 182V181H15ZM29 183H30V181H28ZM61 182H62V180H61ZM131 182V181H130ZM140 182V181H139ZM147 182H149V183H151L150 181H147ZM146 182V180H145V183H147ZM192 182V181H191ZM190 182V183H191ZM229 182V181H228ZM236 182H237V180H236ZM235 181H234V183H236ZM37 183V182H36ZM40 183V184H39ZM67 183H71V181H67ZM109 183V181H107V184ZM111 183V182H110ZM234 183H233V185H234ZM141 184V183H140ZM179 184H180V182H179ZM192 184V183H191ZM190 184V185H191ZM194 184H195V181H194ZM200 184V183H199ZM229 184V183H228ZM30 185H35V184H30ZM72 185V186H71ZM201 185V184H200ZM212 185V184H211ZM35 186H37V185H35ZM104 184H100V183H95V185H94V187L93 188H88V186H82V187H78V188H75V186H73V184H70L68 187H70V189H72V192L71 193H68V194H76L78 197H80V198H84L85 199V207L83 208V213H86V215L88 214V213H91V214H94L95 212H98L99 210L102 212V214H104L103 216H102V218H98V219H95V218H93V219H90L89 221H87V222H84V221H82L83 220V214H79V215H82V216H80V218L82 219H80L79 217H78V219H80V220H78V221H74V223H72L73 224V226L74 227H76V231H77V229H78V231H77V234H80V235H84V236H86V235H90V234H92L93 233V231H94V228H95V226L97 225V223H99V225L101 224L100 223V221L101 220H103L104 219V221H102V223H104L105 222V219L110 215L111 216V213H110V210H108L107 208V210L104 208V207H106L107 205L106 204H104V202H103V200H104V197L105 196H107V194H106V190H104ZM205 186V185H204ZM221 186H222V184H221ZM31 187V186H30ZM29 187V188H30ZM74 187V188H73ZM141 187V186H140ZM147 187V186H146ZM146 187H145V189H146ZM149 188H150V184H149V186H148ZM152 187V186H151ZM192 187V186H191ZM218 187H219V185H218ZM231 187H233L232 185H231ZM230 187V188H231ZM32 188L34 189V186H32ZM36 188V187H35ZM47 188V187H46ZM46 188H44V189H46ZM153 188H155L154 186H153ZM200 188H201V186H200ZM227 187L225 186V189H226ZM229 188V187H228ZM28 189V188H27ZM63 189H65V188H63ZM129 189V188H128ZM173 189V188H172ZM180 189V188H179ZM204 189H206L205 187H204ZM210 189H211V187H210ZM215 189H217V188H215ZM221 189V188H220ZM219 189V190H220ZM234 189H235V187H234ZM150 190V191H149ZM148 191H146L145 190V192H147L149 195L150 194H152V192L155 194V192H154V190L155 189H153V191L151 192V190H152V188L151 189H149ZM173 190H175V189H173ZM183 190V189H182ZM181 190V191H182ZM209 190V189H208ZM227 190V189H226ZM225 190V191H226ZM251 190V189H250ZM249 190V191H250ZM23 191H26V190H23ZM27 191H29V190H27ZM31 191V190H30ZM29 191V192H30ZM106 191V192H105ZM176 191H178L177 189H176ZM199 191V190H198ZM205 191V190H204ZM222 191V190H221ZM220 191V192H221ZM231 191H232V189H231ZM230 191V192H231ZM69 192V191H68ZM134 192V191H133ZM136 192V191H135ZM137 192H139V191H137ZM141 192V191H140ZM150 192V193H149ZM212 192V191H211ZM215 192H216V190H215ZM222 192H224V191H222ZM228 192V191H227ZM32 193V192H31ZM45 193H47V192H45ZM183 193V192H182ZM186 193V192H185ZM201 193V191H199V194ZM224 193H226V192H224ZM246 193H247V191H246ZM21 194V193H20ZM23 194V193H22ZM34 194V193H33ZM32 194V195H33ZM44 194V193H43ZM55 194V193H54ZM142 194V193H141ZM195 194V193H194ZM193 194V195H194ZM198 194V193H197ZM202 194H204V192L202 193ZM202 194H200V195H202ZM222 194V193H221ZM41 194L39 193V196H40ZM185 195V194H184ZM206 195H207V193H206ZM214 195V194H213ZM212 195V196H213ZM217 195V194H216ZM216 195H214V197L216 196ZM233 195L234 196H232V203H234V202H236V204L237 203H240L241 204V200L239 201V198H237L236 196H238V195H236V194H234L233 193ZM246 195V194H245ZM25 196V195H24ZM43 196H45L44 198L46 199L47 197H46V195H43ZM53 196V195H52ZM56 196V195H55ZM137 196H138V194H137ZM140 196V195H139ZM153 196V195H152ZM156 195H154L153 197H155ZM183 196V195H182ZM192 196V195H191ZM219 196H221L220 194H219ZM225 196V195H224ZM243 196V195H242ZM249 196V195H248ZM253 196V195H252ZM26 197V196H25ZM144 197H147V196H145L144 195ZM153 197H150V198H153ZM186 197V196H185ZM200 197H204V196H200ZM236 197L237 198V200L236 201H234L233 199ZM239 197V196H238ZM250 197V196H249ZM1 198H2V196H1ZM17 198V197H16ZM22 198H23V200H22V202L24 201H26L25 199H24V197L22 196ZM21 198V199H22ZM35 198L37 199V200H39L40 202H41V199H43V201L45 202V199L41 196V197H38L37 198V196H35ZM226 198V201H228L229 199H227V197H225ZM228 198H229V196H228ZM244 198V197H243ZM48 199V198H47ZM46 199V200H47ZM146 199H149V197L148 198H146ZM198 199H199V197H198ZM197 199V200H198ZM217 199H218V197H217ZM219 199H221V197H219ZM205 200H207V199H205ZM246 200H248L247 198H246ZM21 201V200H20ZM34 201V200H33ZM49 201H52L53 202V199L52 200H48V203H49ZM55 201V200H54ZM209 201V200H208ZM208 201H207V203H208ZM213 201H214V199H213ZM230 201V200H229ZM237 201H239V202H237ZM27 202H30V201H28L27 200ZM44 202L43 203H41V204H44ZM62 202H63V200H62ZM74 202V201H73ZM72 202V203H73ZM217 201H215V203H216ZM231 202V201H230ZM244 202H245V200H243L242 201V203L244 204ZM26 203V202H25ZM31 203V202H30ZM39 203V202H38ZM47 203V202H46ZM51 203V202H50ZM55 202H53L52 204H54ZM60 203H61V201H60ZM226 203V202H225ZM231 203V204H232ZM20 204V203H19ZM24 204V203H23ZM22 204V205H23ZM57 204V203H56ZM230 204V203H229ZM240 204H239V206H238V204H237V206L238 207H240ZM243 204H242V206H243ZM26 206H29V204L28 203H26ZM25 206V204H24V208H25V210L23 209V210H21L22 212L24 211L25 212V214L23 213V214H21L20 213V216H18V215H16V217L14 218L15 220L14 221H17V222H20L21 224H22V227L19 225V227L21 228V229H19V230H16V231H9L8 229H6L5 228V223L2 221V215L0 216V220L2 221V223L4 224L3 225V227H1L2 229H0V236L2 235V232H6V233H9V235L10 234H12L13 236V238H11L12 239V242L15 244V245H18V246H20V247H22V248H26L25 250L27 251V249L29 250V252L30 251H33L35 254L33 255V253L31 254V253H29V254H31L30 256H29V258H31L28 262H29V264H46V262L48 261L46 258H48V254H47V257H45L46 256V251H48V249L52 246L53 247V244L55 243H52L51 245H50V247L47 249V245L46 244H48L49 242L48 241H45L46 242V244H43L42 242H41V240H38L36 243H34V244H28L29 242H28V236L30 235L29 233H31L32 231H33V229H34V226L35 225H38L39 223H42L43 224V222H45V221H43L44 219H42V221H41V219H38L37 217H36V213L35 214H33V212L32 213H30V211H29V213H26V207ZM48 206H49V204H48ZM47 206V207H48ZM68 206H69V204H68ZM203 206H204V204H203ZM219 206H220V204H219ZM237 206H234V204H233V207H235V208H238ZM7 207V206H6ZM22 207V206H21ZM36 207H37V204H36ZM53 207V206H52ZM51 207V208H52ZM60 206H58V208H59ZM65 207H66V204H65ZM202 207V206H201ZM206 207H209V206H206ZM205 207V208H206ZM226 207H228L229 208V206H226ZM231 207V206H230ZM245 207V206H244ZM244 207L242 208V209H244ZM18 208V207H17ZM29 208V207H28ZM53 208H55V207H53ZM104 208V209H103ZM204 208V209H205ZM223 208H224V204H223ZM228 208H226V210H230V209H228ZM241 208V207H240ZM249 208V207H248ZM9 209V208H8ZM38 209V208H37ZM46 209H48V208H46ZM207 209H209V208H207ZM213 209V208H212ZM217 209V208H216ZM218 209H220V208H218ZM225 209V208H224ZM223 209V210H224ZM2 210V209H1ZM0 210V213L2 212ZM14 210V209H13ZM19 210V209H18ZM41 210H43L42 209V206H41ZM45 210V209H44ZM49 210H51V209H49ZM213 210H215V209H213ZM221 210H222V206H221ZM222 210V212H224V211H226V210H224L223 211ZM245 210V209H244ZM243 210V211H244ZM48 211V210H47ZM46 211V212H47ZM231 211V210H230ZM234 211H236V209L235 210H233L232 212H234ZM237 211H238V209H237ZM237 211L235 212V213H237ZM4 212H6L5 210L2 212V213H4ZM13 212V211H12ZM39 212V211H38ZM44 212V211H43ZM56 212V211H55ZM62 212H64V211H62ZM94 212V213H93ZM210 212V211H209ZM220 212V211H219ZM239 212V211H238ZM241 212V211H240ZM239 212V213H240ZM1 213V214H2ZM48 213V212H47ZM52 213V212H51ZM65 213V212H64ZM82 213V212H81ZM212 213H214V212H211V214ZM217 214H218V212H216ZM225 213H227V211L225 212ZM230 213V212H229ZM232 214V213H230V214H232V215H236V214ZM242 213V212H241ZM5 214V213H4ZM6 214H7V212H6ZM41 214V213H40ZM49 214V213H48ZM220 215V217H221V212L219 213ZM228 214V213H227ZM22 215V216H21ZM44 215V214H43ZM43 215H41V217H43ZM66 215H67V213H66ZM65 215V216H66ZM78 215V216H79ZM85 215V216H86ZM89 215V214H88ZM213 215V214H212ZM237 215H238V213H237ZM48 216V215H47ZM75 216V215H74ZM73 216V217H74ZM76 216H77V214H76ZM75 216V217H76ZM216 216V215H215ZM224 216V215H223ZM49 217V216H48ZM51 217H53V216H51ZM50 217V218H51ZM63 217V216H62ZM68 217V216H67ZM86 217H88V216H86ZM91 217V216H90ZM220 217H218V218H220ZM226 217H228L227 215H226ZM235 217V216H234ZM4 218V217H3ZM6 218V217H5ZM12 218V217H11ZM46 218V217H45ZM61 218V217H60ZM64 218V217H63ZM69 218H71V217H69ZM68 218V219H69ZM89 218V217H88ZM217 218V217H216ZM13 219V218H12ZM53 219V218H52ZM57 219V218H56ZM86 220H87V218H85ZM223 219V218H222ZM229 219H230V217H229ZM228 219V220H229ZM236 219V217L233 219V220H235ZM38 220H40V222H38ZM59 220V219H58ZM73 220H77V219H73ZM221 220V219H220ZM224 220H226L227 222H228V220H227V218H225ZM224 220H222V221H224ZM243 220H244V218H243ZM13 221V222H14ZM50 220L48 219V222H47V219H46V222L47 223H53L54 221L53 220H51L50 222H49ZM62 221V220H61ZM60 221V222H61ZM65 221V220H64ZM72 221V220H71ZM213 221V220H212ZM214 221H217V220H214ZM213 221V222H214ZM231 221H232V218H231ZM6 222V221H5ZM44 223L43 224V226L44 227H46V225H47V223ZM68 222V221H67ZM227 222H225L224 221V223L222 222V225H228L229 223H227ZM229 222H230V220H229ZM233 222V221H232ZM9 223V222H8ZM12 223V222H11ZM38 223V224H37ZM65 223V222H64ZM68 223H70V222H68ZM115 224H112L111 226H108V227H106L105 228V230H103V232H100L98 235L99 236H97V240H95V242H94V244H92V242L93 241H90L91 243H88L87 242V244H86V241H84L82 238H80L81 240H83L82 242L83 243H85L86 245L84 246L85 247V250L88 252V255H86L85 254V252H83L84 254H79V253H81V252H79V250L77 251L78 252V254H77V257L79 256V255H81V256H83L84 257V259H86L87 257L89 258V255H90V257H91V259H94L95 260V264H100V263H104L107 259H109V258H111L112 256H117L118 254H121L122 252H124V253H126L127 252V247H128V245H130L132 242H133V239H132V237H131V235L129 236V237H127L126 238V240H125V242H123V243H121V247H120V249L118 250V252H112V253H110V252H108V253H103V248L104 247H107V246H110L112 243L110 242V240L112 239V241L114 240V238H116V236L118 237L120 234H124L126 231H127V227L129 226V220H128V218H126V217H120V218H118V220L117 221H115L114 222ZM217 223V222H216ZM221 223V222H220ZM226 223V224H225ZM14 224H16V223H14ZM41 224V225H42ZM62 224V223H61ZM66 224V223H65ZM64 224V225H65ZM71 224V225H72ZM9 225H10V223H9ZM11 225H13V224H11ZM40 225V224H39ZM49 225V224H48ZM47 225V226H48ZM53 225V224H52ZM68 225V224H67ZM103 225H105V224H103ZM102 225V226H103ZM221 225V224H220ZM42 226V227H43ZM18 227V226H17ZM41 227V226H40ZM42 227H41V229H42ZM50 227V226H49ZM51 227H53V226H51ZM50 227V228H51ZM64 227V226H63ZM10 228V227H9ZM12 228V227H11ZM37 228H38V226H37ZM37 228H36V231H37ZM13 230H14V228H12ZM39 229V228H38ZM49 229V228H48ZM11 230V229H10ZM40 230V229H39ZM51 230H53V229H50V232L51 233H53L55 230H53V232L51 231ZM59 230V229H58ZM57 230V231H58ZM68 230V229H67ZM60 231V230H59ZM58 231V232H59ZM70 231V230H69ZM61 232V231H60ZM78 232H80V233H78ZM49 233V232H48ZM47 233V234H48ZM101 233H104L102 236H104V237H106V238H101ZM5 233H3V235H4ZM32 234H34V233H32ZM31 234V236H33ZM40 234V233H39ZM44 234V233H43ZM46 234V233H45ZM46 234V235H47ZM72 234H74V233H71V235ZM2 235V236H3ZM15 235H17L18 237H16ZM49 235V234H48ZM47 235V236H48ZM54 235V239H53V241L54 240H56L57 241V239H56V237L57 236H55V234H53ZM106 235V236H105ZM226 235V234H225ZM228 235V234H227ZM5 236H6V234H5ZM7 236H8V234H7ZM73 237H75L76 238V236L75 235H72ZM91 236V235H90ZM231 236V235H230ZM4 237V236H3ZM9 237V236H8ZM18 238V239H16V240H14L15 238ZM37 237V236H36ZM41 237H43V235L41 236ZM49 237H52V235L51 236H49ZM228 237V236H227ZM231 237H233V236H231ZM45 236L42 238V239H44L45 240ZM74 238V239H75ZM77 238H79V237H77ZM33 239V238H32ZM37 239V238H36ZM36 239H34V240H36ZM46 239H48V238H46ZM86 240H88L89 241V239L88 238H85ZM228 239V238H227ZM231 239V238H230ZM44 240H42V241H44ZM76 240V239H75ZM78 240V239H77ZM91 240V239H90ZM235 240H237L236 238H235ZM234 240V241H235ZM32 241V240H31ZM49 241H50V239H49ZM80 241V240H79ZM78 241V242H79ZM263 241H264V233L262 234V236H261V238L257 241V244H258V246H259V250H261L262 252H264V244H263ZM48 242V243H47ZM52 242V241H51ZM60 241H59V238H58V241L56 242V243H58V245H61V247H58V245H57V248H59V252H58V254H56L57 253V248H56V253H52V255H53V257H54V255L56 254V255H60L59 257L58 256H55L54 258H57V259H54L52 256H51V254H49L50 256H51V258L50 259H52L50 262H49V264H56L55 263V261H57V260H59V261H61L62 260V258H64V256H62V253H60V251H64V250H62L63 249V246L62 245H64V244H61V242L59 243ZM67 242V241H66ZM50 244V243H49ZM67 244V243H66ZM65 244V245H66ZM91 244V245H90ZM36 245V246H35ZM81 245H83L82 243H81ZM89 245V246H88ZM49 246V245H48ZM56 246H55V244H54V247H53V250H55L54 248H55ZM10 248V247H9ZM62 248V249H61ZM64 248H67V245L66 246H64ZM69 248V247H68ZM210 250H209V253H210V251L211 252H214V253H216L217 251H218V247L215 245V244H211L210 245ZM21 249V248H20ZM52 248H50L49 250H51ZM70 249V248H69ZM68 249V250H69ZM73 250V249H72ZM71 250V251H72ZM75 250V249H74ZM73 250V251H74ZM65 251H67L66 249H65ZM70 251V250H69ZM71 251H70V253H71ZM153 252H155V251H160V248H153V250H152ZM52 251H50V253H51ZM55 252V251H54ZM68 252V251H67ZM26 253V252H25ZM24 253V254H25ZM60 253V254H59ZM69 253V254H70ZM66 254V253H65ZM68 254V253H67ZM66 254V255H67ZM72 254H75L74 252L72 253ZM72 254H70L71 256H72ZM140 254H142L141 252H140ZM26 256H27V254H25ZM64 255V254H63ZM65 255V256H66ZM69 255V256H70ZM87 257H86V256ZM210 255H211V253L209 254V257H210ZM49 256V257H50ZM70 256V257H71ZM80 256V257H81ZM119 256V255H118ZM12 257H15V256H12ZM24 257V256H23ZM60 257H61V260H60ZM75 257H76V255H75ZM8 258V257H7ZM20 258V257H19ZM59 258V259H58ZM66 258L68 259V256H66ZM65 258V259H66ZM3 259V258H2ZM2 259H0V261L2 260ZM47 261H46V260ZM70 259V258H69ZM72 259V258H71ZM84 259H82V260H84ZM74 260V259H73ZM97 260V261H96ZM179 260V263L180 264H183L184 262H186V261H182V259H178V258H174L173 259V261H178ZM10 261V262H9ZM54 261V262H53ZM63 261H64V259H63ZM70 261V260H69ZM79 261H80V259H79ZM116 261V263H118L117 262V260H115ZM2 262V261H1ZM0 262V264H7L6 262H9V264L11 263L12 264V259H4L3 260V262L1 263ZM62 262V261H61ZM66 262V261H65ZM72 262V261H71ZM74 262H75V260H74ZM183 262V263H182ZM17 263V262H16ZM60 263V262H59ZM64 263V262H63ZM82 263V262H81ZM113 264V262H109V264ZM132 263V262H131ZM199 263H201V261H199V260H195V262H187V264H199ZM257 263H259V264H264V260H259ZM57 264H58V262H57ZM61 264V263H60ZM71 264V263H70ZM76 264V263H75ZM77 264H78V262H77ZM83 264V263H82ZM115 264V263H114ZM124 264H126L125 262H124Z\"/></svg>","mask_w":264,"mask_h":264}]
</instances>
